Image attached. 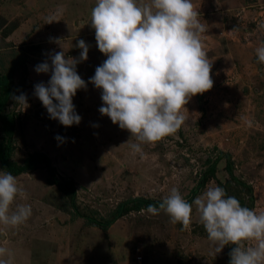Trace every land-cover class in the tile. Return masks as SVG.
I'll list each match as a JSON object with an SVG mask.
<instances>
[{
  "label": "rangeland",
  "instance_id": "1",
  "mask_svg": "<svg viewBox=\"0 0 264 264\" xmlns=\"http://www.w3.org/2000/svg\"><path fill=\"white\" fill-rule=\"evenodd\" d=\"M192 3L205 25L201 42L212 63L213 87L189 100L176 133L133 154L135 137L99 112L101 90L89 82L107 58L90 25L96 0H0V78L8 79L12 93L3 115L15 123L10 160L22 165L34 153L47 156L60 181L74 185L79 214L101 222L123 201H162L174 187L192 203L208 187L220 186L244 207L250 187L251 209L264 212V64L256 55L264 44V0ZM79 40L89 45L88 59L76 66L87 87L73 97L80 123L65 127L34 95L35 85L51 78V72L35 68L50 64L59 51L79 59ZM21 94L26 105L13 99ZM7 133L0 122V145ZM222 153L230 155L237 180L220 158L215 178L197 188ZM15 177L26 198L17 196L13 208L31 205L32 215L18 228L0 225V247L11 254L0 259L10 264H229L234 245L216 253L195 205L188 230L170 223L163 211L151 215L147 208H132L103 228L75 215L70 195L52 184L43 165Z\"/></svg>",
  "mask_w": 264,
  "mask_h": 264
},
{
  "label": "clouds",
  "instance_id": "2",
  "mask_svg": "<svg viewBox=\"0 0 264 264\" xmlns=\"http://www.w3.org/2000/svg\"><path fill=\"white\" fill-rule=\"evenodd\" d=\"M198 15L192 0H96L90 25L98 50L107 58L89 82L101 90L99 112L135 137L137 143L130 145L133 154L142 153L143 144L176 133L189 100L213 87L212 63L201 42L206 29ZM76 47L81 49L79 59L65 58V52L59 51L50 56V64L45 61L35 68L37 73L51 72V78L47 85H35L34 95L49 117L65 127L80 123L73 97L87 87L76 66L88 59L89 45L79 40ZM256 55L257 62L264 64V44ZM13 99L27 103L24 94ZM17 196L26 198L16 177L0 171V225L5 229L18 228L32 215L31 205L13 208ZM193 205L216 253L235 245L229 264H264V212L241 206L220 186L208 187L192 203L174 187L158 207L149 204L146 212L163 211L170 223L188 230ZM10 255L0 247V257ZM0 264L10 261L0 259Z\"/></svg>",
  "mask_w": 264,
  "mask_h": 264
},
{
  "label": "trees",
  "instance_id": "3",
  "mask_svg": "<svg viewBox=\"0 0 264 264\" xmlns=\"http://www.w3.org/2000/svg\"><path fill=\"white\" fill-rule=\"evenodd\" d=\"M11 87L8 79L6 77L0 78V122L5 124L8 127V133H7V140L5 143L0 145V168L4 172H10L14 176H18L24 173H27L29 171L34 170L36 167L43 165V167L47 170V172L50 175V180L52 184L60 191L65 194L70 195V204L71 207L74 210V213L76 216H79L83 219H85L88 223H93L95 225H99L100 227L107 228L111 226L113 223H115L118 219H120L122 216H124L125 213H127L132 208H147L149 204L159 206V203L162 201H157L149 198L144 197H134L130 198L126 201H123L119 204V206L116 208V210L113 212L112 217L105 222L94 220L93 218H90L86 215L79 214L76 204H75V197H76V189L74 185L71 182H64L62 183L60 179L56 176L53 167L51 166V163L49 161V158L45 156L42 153H34L24 161L22 165H18L10 160L11 154L13 151V132H14V119L8 118L3 115L4 109L6 107L7 102L11 98ZM220 158H224L226 162V169L229 175L232 177V179L237 180L233 175V169H232V163H231V157L229 154H219L213 161L211 165L208 166L207 170L201 175L197 188L202 187L205 184V181L207 177L210 179L215 178V169L216 164L219 161ZM240 185L244 187L245 184L243 182H239ZM248 191L250 194V204L248 206L249 209H251L253 205V194L252 189L248 187ZM235 246V245H234ZM233 246V248H234Z\"/></svg>",
  "mask_w": 264,
  "mask_h": 264
},
{
  "label": "built area",
  "instance_id": "4",
  "mask_svg": "<svg viewBox=\"0 0 264 264\" xmlns=\"http://www.w3.org/2000/svg\"><path fill=\"white\" fill-rule=\"evenodd\" d=\"M141 259H142V258H141V257H139V258H138V261H141ZM139 264H140V262H139Z\"/></svg>",
  "mask_w": 264,
  "mask_h": 264
}]
</instances>
